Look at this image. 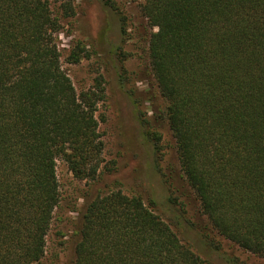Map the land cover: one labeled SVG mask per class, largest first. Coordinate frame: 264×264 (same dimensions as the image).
<instances>
[{
	"label": "trees",
	"instance_id": "trees-1",
	"mask_svg": "<svg viewBox=\"0 0 264 264\" xmlns=\"http://www.w3.org/2000/svg\"><path fill=\"white\" fill-rule=\"evenodd\" d=\"M139 3L154 29L148 51L163 99L154 114L176 140L202 217L162 212L141 193L99 192L82 212L71 264H249L222 252L212 232L264 259V0ZM76 6L0 0V264L45 258L62 199L59 161L80 180L105 170L103 88L78 91L63 66L59 36ZM121 29L119 49L124 22ZM87 51L78 41L66 60L77 63ZM141 123L160 152L161 133L146 116ZM218 251L222 258H212Z\"/></svg>",
	"mask_w": 264,
	"mask_h": 264
},
{
	"label": "rangeland",
	"instance_id": "rangeland-1",
	"mask_svg": "<svg viewBox=\"0 0 264 264\" xmlns=\"http://www.w3.org/2000/svg\"><path fill=\"white\" fill-rule=\"evenodd\" d=\"M76 3V15L59 36L60 46L65 49L63 66L78 91L96 88L98 84L103 88L104 99L97 114L105 143V170L95 180H80L65 162H58L62 199L48 234L46 256L36 264H71L82 212L99 192L120 188L129 194L141 193L147 205L150 198L156 199L162 212L174 207L188 219L199 221L201 216L200 204L181 169L176 140L167 122L154 114L153 106L159 108L163 104L148 51L154 29L143 15L139 0H112L113 6L105 0ZM123 22L128 35L119 49ZM78 41H82L89 55L77 63L68 62L65 56ZM143 116L161 133L160 152L145 133ZM170 196L175 203L169 201ZM180 220L186 234L210 253L189 223L183 217ZM211 235L220 242L222 252L249 264H264L263 258L221 235ZM211 256L222 258L219 251Z\"/></svg>",
	"mask_w": 264,
	"mask_h": 264
}]
</instances>
